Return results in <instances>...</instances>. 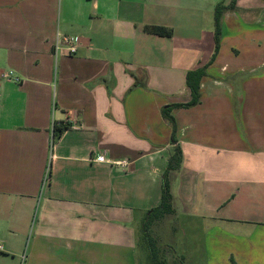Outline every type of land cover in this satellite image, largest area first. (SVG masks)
Wrapping results in <instances>:
<instances>
[{
    "label": "crops",
    "instance_id": "crops-1",
    "mask_svg": "<svg viewBox=\"0 0 264 264\" xmlns=\"http://www.w3.org/2000/svg\"><path fill=\"white\" fill-rule=\"evenodd\" d=\"M230 3L0 0V75L18 79L0 77V264H140L175 149L174 210L205 223L204 264H264V0L224 13L212 60L214 9ZM57 33L75 54L55 51ZM199 67L200 102L172 110V144L161 111L190 101ZM55 124L69 128L56 138Z\"/></svg>",
    "mask_w": 264,
    "mask_h": 264
},
{
    "label": "trees",
    "instance_id": "trees-1",
    "mask_svg": "<svg viewBox=\"0 0 264 264\" xmlns=\"http://www.w3.org/2000/svg\"><path fill=\"white\" fill-rule=\"evenodd\" d=\"M234 7H235V1H232L227 6H224L223 4H218L214 9V14H213L214 40L216 47L212 60L215 58L219 48L222 17L226 11L233 10ZM144 31L147 34L155 35L159 37L171 38L172 36V31L164 27L146 26L144 27ZM205 74H206V67H199L188 71L185 77V84L190 93V97H191L190 101L187 104H175V105L167 106L163 108L161 111L162 117L165 120H167L172 126V138H171L172 144L176 143V139H175L176 129H175V121L170 115V113L174 109L190 108L199 104L201 97L200 84H201V80L205 77ZM68 128H69L68 124H55L54 136L56 138L60 137L63 134V132ZM180 161H181V152L178 149H175L173 155L168 160V167L162 175L160 204L156 208L151 209L139 225L138 235H139V231L140 233L142 232L143 234V241L147 251L148 264H183L182 263V261L184 260L183 257H176L173 254L174 259L178 258L177 259L178 263H176L174 259L173 261L169 262L167 258L162 257L160 255L161 254L160 250L156 248L152 239L148 235L149 229L155 222L161 221L166 215L174 212V208L172 206L173 197L170 192L168 176L170 172L174 171L179 167ZM170 251H172L171 248ZM163 253H166V251L164 250Z\"/></svg>",
    "mask_w": 264,
    "mask_h": 264
},
{
    "label": "rangeland",
    "instance_id": "rangeland-1",
    "mask_svg": "<svg viewBox=\"0 0 264 264\" xmlns=\"http://www.w3.org/2000/svg\"><path fill=\"white\" fill-rule=\"evenodd\" d=\"M232 1L237 2V0ZM172 206L175 209L174 203ZM204 225L205 223L177 215L174 210L173 213L166 215L161 221L155 222L149 229L148 235L156 248L160 250V255L167 258L169 262L173 261V254L179 257L175 252L176 247L178 250L182 247L180 250H182V254L185 257L182 261L183 264H204V254L202 252V231ZM170 248L172 251H170ZM164 250L166 253H163ZM136 252L140 264H148L143 234L140 231ZM17 254L16 258L20 261L23 253L18 252ZM8 257L9 259L11 258V256ZM177 259H174L176 263H178Z\"/></svg>",
    "mask_w": 264,
    "mask_h": 264
},
{
    "label": "built area",
    "instance_id": "built-area-1",
    "mask_svg": "<svg viewBox=\"0 0 264 264\" xmlns=\"http://www.w3.org/2000/svg\"><path fill=\"white\" fill-rule=\"evenodd\" d=\"M62 48H65L68 54L70 55L75 54L77 51L76 40L71 36H64V35L57 33L55 37V41H54V49L56 52H58ZM0 77L3 79H14L15 81L18 82V79L14 77L12 72L1 73ZM92 162L105 163L112 167L120 168L122 170H126L129 166L128 160L109 161L101 155L94 158ZM0 251H2L1 245H0Z\"/></svg>",
    "mask_w": 264,
    "mask_h": 264
}]
</instances>
